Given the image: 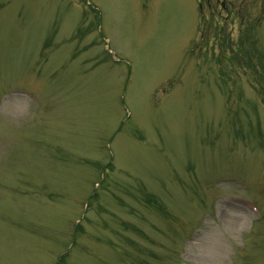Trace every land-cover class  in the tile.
I'll return each instance as SVG.
<instances>
[{
	"label": "rangeland",
	"instance_id": "rangeland-1",
	"mask_svg": "<svg viewBox=\"0 0 264 264\" xmlns=\"http://www.w3.org/2000/svg\"><path fill=\"white\" fill-rule=\"evenodd\" d=\"M61 254L264 264V0H0V264Z\"/></svg>",
	"mask_w": 264,
	"mask_h": 264
}]
</instances>
